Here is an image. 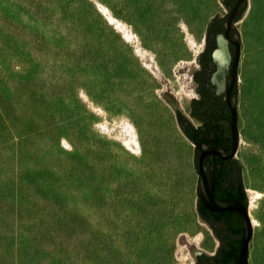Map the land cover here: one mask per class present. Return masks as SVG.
Returning <instances> with one entry per match:
<instances>
[{"label":"rangeland","instance_id":"1","mask_svg":"<svg viewBox=\"0 0 264 264\" xmlns=\"http://www.w3.org/2000/svg\"><path fill=\"white\" fill-rule=\"evenodd\" d=\"M222 4L0 0V264H195L193 249L216 252L195 144L163 93L180 106L189 96L181 107L200 124L193 73ZM239 22L236 156L259 193L248 264H264V0ZM203 231L213 252L197 245Z\"/></svg>","mask_w":264,"mask_h":264},{"label":"flooded vegetation","instance_id":"2","mask_svg":"<svg viewBox=\"0 0 264 264\" xmlns=\"http://www.w3.org/2000/svg\"><path fill=\"white\" fill-rule=\"evenodd\" d=\"M246 2V0H243L241 8L234 16V23L237 28H239L237 24L245 15ZM222 3L225 11H218L208 24L205 50L200 57L201 68L195 76L199 96L195 97L191 103V113L192 118L198 120L200 124L195 125L188 119H182L181 117L180 119L182 127L192 139L198 134V142L201 143L205 133L213 131L212 137L206 139L205 143H211L212 146H217L219 143L224 152L228 153L232 144V128L230 122L231 109L227 99V79L237 47L234 41L236 39L234 28L231 27L227 32L225 31V18L234 9L237 0H222ZM220 38L224 41L229 56L222 78L218 77L220 69L215 58V52L221 47ZM233 93L237 94L236 83L233 86ZM222 101L224 105L221 104ZM196 150L199 153V159L201 149L196 147ZM207 163L215 167L217 175L215 179V198L220 200L234 199L248 206L244 168L238 157L222 158L218 154H213L207 158ZM201 205L203 204L199 201V214L213 230L219 242L216 252L210 255L203 253L204 255L196 256V264H234L236 257L227 260L224 253L229 250L231 241L240 244L244 229L243 217L233 210L211 211L204 206L206 208L205 212L201 209ZM234 230H237V232H234Z\"/></svg>","mask_w":264,"mask_h":264},{"label":"water","instance_id":"3","mask_svg":"<svg viewBox=\"0 0 264 264\" xmlns=\"http://www.w3.org/2000/svg\"><path fill=\"white\" fill-rule=\"evenodd\" d=\"M246 1H247L246 2L247 3L246 9H247L248 0H246ZM242 3H243V0H237V3L235 5L234 9L225 18V20H226L225 31L227 32V30L231 27L234 28V30L236 32V39L234 41H235V44L237 47L236 53H235V58L233 60L232 66H231L230 71H229L228 79H227V81H228L227 82V99H228V104H229L230 109H231V120H230V122H231V128H232V144L229 147V152L225 153L224 149L221 147V145L219 143L217 144V146H212L211 143L210 144L205 143L206 139H210L212 137L213 131L206 132L201 143L198 142V134L195 135L194 139L190 138V136H188V134L186 133V131L184 130V128L181 125V119L179 116V111H181V113L184 114L187 117V119L189 121H191V123H193L192 120L185 114V112L183 111L182 107L180 106L177 98L175 97V95L173 93H171L169 91H165L163 93L164 97L172 104L173 108L175 109L176 114H177V118H178V122H179L182 130L195 144L194 163H195L196 170L199 173L198 184H197V194H198L197 210H198L199 201H201L202 204L208 210H211V211L233 210V211L238 212L243 217V220H244L243 236H242L241 242H240L238 250H237L236 259L234 261V264H248L249 241L253 235V226H252V223H251L249 215H248V209L249 208H248V206H246L243 203H241L237 200H234V199L220 200V199L215 198V179H216L217 175L215 173V167L210 165L209 163H207V158L213 154H218L222 158H230V157L236 156L235 151H236V148H237V146L239 144V140H240V133H239V128H238L239 113H238L237 94L235 95L233 93V86L235 85V83H236V85L238 84L237 83V73H238L239 64H240V60H241V33H240L239 29L235 26L234 16L237 14L239 9L241 8ZM217 13H218V11L216 12V14ZM214 16H212L211 19H213ZM207 28H208V26H207ZM206 40H207V32H206ZM205 43H206V41H205ZM220 43H221V47L218 51L215 52V58L218 62L219 69H220L218 77L222 78L225 66L228 64V61H229V56H228L226 47L224 45V41L221 38H220ZM204 50H205V47H204ZM204 50L201 51L197 55V60L200 63H201L200 57L203 55ZM199 71H200V69H197L193 73V77L195 80H196L195 76L197 75V73ZM195 89L197 90V87ZM194 98L195 97L191 98V103H192ZM221 104L224 105V102L222 101ZM190 116L193 117L192 113H190ZM202 129L205 130L204 128H202ZM196 147H199V149H201V154L199 156V159H198L199 153L197 152ZM241 163H242V161H241ZM248 202H249V200H248ZM203 221H204V219H203ZM193 252H194L195 256H198V255L203 254V253L209 254L200 248L193 249Z\"/></svg>","mask_w":264,"mask_h":264},{"label":"bare ground","instance_id":"4","mask_svg":"<svg viewBox=\"0 0 264 264\" xmlns=\"http://www.w3.org/2000/svg\"><path fill=\"white\" fill-rule=\"evenodd\" d=\"M0 17H1V15H0ZM241 24H242V22L241 23L239 22L237 25L239 27H241ZM240 33H241V31H240ZM242 42H243V40L241 38V46H242ZM241 53H242V49H241ZM2 63H3V59L0 56V70L2 68L1 67L2 66ZM45 68L47 69V64H45ZM183 94H180V92H179V94L177 96L179 98V101L181 103V106L183 108H185V107H187L186 106L187 105V99L186 98H189V96L187 97L186 94L185 95H183ZM238 118H239V116H238ZM238 128H239V126H238ZM136 144H138V142L135 139L130 138V140H127V146L129 148L133 149V150H135V145ZM240 144H241V135H240L239 144H238V146L236 148V151H235V155L238 154L240 157H243L244 151L243 150H240ZM246 175L247 176L249 175L248 172L246 173ZM247 191H248L249 196H250V205H248V208H249L248 209V215H249L250 221H251L252 226H253V235H252V238H253V236H254V229L256 230V229H258L260 227V222H259V219L257 217V209H258V205H259L257 203H258V199H259V193H257L255 191V189L253 188L252 185H248ZM252 238L249 241L248 261L250 259V243H251ZM197 245L200 246V247H202L203 249L209 251V252H213L214 249L217 246V241L210 234H208L207 232L203 231V233L201 234V236L199 238H197ZM180 261H182V264H185V262L183 260H180Z\"/></svg>","mask_w":264,"mask_h":264},{"label":"trees","instance_id":"5","mask_svg":"<svg viewBox=\"0 0 264 264\" xmlns=\"http://www.w3.org/2000/svg\"><path fill=\"white\" fill-rule=\"evenodd\" d=\"M179 116L182 119H187V117L184 114H182L181 111H179ZM188 136L190 135L188 134ZM201 209L206 212V208L204 207V205H201ZM234 232H237V230H234ZM230 243L231 244L229 245V250H226L224 253L226 255L227 260H231V258L233 259L234 257H236L237 250L239 247V242L236 243L231 241Z\"/></svg>","mask_w":264,"mask_h":264}]
</instances>
